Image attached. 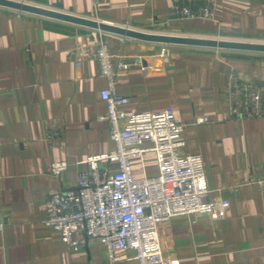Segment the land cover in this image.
Instances as JSON below:
<instances>
[{
  "label": "crops",
  "instance_id": "0c3cea01",
  "mask_svg": "<svg viewBox=\"0 0 264 264\" xmlns=\"http://www.w3.org/2000/svg\"><path fill=\"white\" fill-rule=\"evenodd\" d=\"M146 33L264 44V0H211V19L178 20L173 0H20ZM106 43L115 86L132 113L171 109L184 152L202 157L209 201L227 199L223 219L178 215L159 225L162 253L180 264H264V117H228L231 73L264 81V52L161 44L0 7V264H111L88 239L69 247L43 221L45 200L75 188L90 156L114 150L95 54ZM162 48L168 50L164 56ZM198 117L206 118L195 123ZM60 136L49 143V130ZM65 161L63 174L50 173ZM132 162L136 178L156 174L154 154ZM83 239L82 234H77ZM113 264H138L127 251Z\"/></svg>",
  "mask_w": 264,
  "mask_h": 264
},
{
  "label": "built area",
  "instance_id": "2783aa9c",
  "mask_svg": "<svg viewBox=\"0 0 264 264\" xmlns=\"http://www.w3.org/2000/svg\"><path fill=\"white\" fill-rule=\"evenodd\" d=\"M170 15L178 20L211 19V0H173ZM168 50L162 48L159 55ZM98 73L107 85L100 96L106 103L104 117L109 125V138L114 150L90 156L87 170L77 178L75 188L62 190L45 200L44 225L73 248L88 239L107 249L111 264L127 251L134 252L138 264H180L177 257L162 253L159 225L178 215H208L223 219L229 207L227 199L209 201L202 157L185 153L183 125L176 121L171 109L158 112L132 113L123 109L128 97L115 86L117 71L108 45L100 43L95 54ZM228 117L245 120L264 117V81L248 83L231 73L226 82ZM198 117L195 123L206 122ZM60 129L49 130V143L60 136ZM154 154L156 174L136 178L132 162L144 168L143 156ZM65 161L52 162L50 173L60 176L67 169ZM0 204V233L4 219ZM82 234L83 239H78Z\"/></svg>",
  "mask_w": 264,
  "mask_h": 264
},
{
  "label": "water",
  "instance_id": "95a60500",
  "mask_svg": "<svg viewBox=\"0 0 264 264\" xmlns=\"http://www.w3.org/2000/svg\"><path fill=\"white\" fill-rule=\"evenodd\" d=\"M0 7L11 9L20 13H28L40 17L71 23L86 28L97 29L102 32L131 39L151 41L161 44L191 45L248 52H264V44L260 43L146 33L122 26L102 23L94 19L56 11L54 9L26 3L19 0H0Z\"/></svg>",
  "mask_w": 264,
  "mask_h": 264
},
{
  "label": "rangeland",
  "instance_id": "374dc122",
  "mask_svg": "<svg viewBox=\"0 0 264 264\" xmlns=\"http://www.w3.org/2000/svg\"><path fill=\"white\" fill-rule=\"evenodd\" d=\"M20 1V0H19Z\"/></svg>",
  "mask_w": 264,
  "mask_h": 264
}]
</instances>
